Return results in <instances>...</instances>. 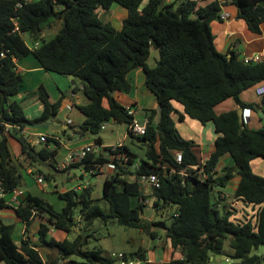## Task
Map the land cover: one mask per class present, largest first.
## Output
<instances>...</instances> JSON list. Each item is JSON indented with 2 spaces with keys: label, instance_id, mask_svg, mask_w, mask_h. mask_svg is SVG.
<instances>
[{
  "label": "trees",
  "instance_id": "obj_1",
  "mask_svg": "<svg viewBox=\"0 0 264 264\" xmlns=\"http://www.w3.org/2000/svg\"><path fill=\"white\" fill-rule=\"evenodd\" d=\"M21 1V6L17 3ZM119 4L128 10L122 20L121 29L103 20L99 9L109 10ZM238 8L237 16L243 18L254 32L261 31L264 22V0H230ZM222 5L219 0H0V118L10 124L24 128L29 124L46 122L56 118L62 105L63 95L55 102L44 84L38 88L43 112L29 119L22 104L15 99L20 92L23 75L14 58L20 60L32 53L49 72L74 75L82 87L86 102L79 104L87 116L83 124L70 126L77 135L92 134L97 144L102 145L100 135L105 122H124L128 127L134 115L114 96L115 91L130 93L131 71L142 68L146 86L156 95L162 105V117L157 122V108H148V124L145 134L128 130L127 139L145 149V156L138 161L136 153L125 143L132 155V162H139V168L126 170L115 176L106 177L103 182V196L92 198L91 188L70 189L59 192L65 202L57 210L46 198L29 192L20 201L15 211L29 229L36 214L48 215L38 230L40 245L57 253L51 262L67 259L65 264H102L106 258L100 249H84L90 234H79L74 239L49 237L50 228L70 233L82 228L88 229L95 220L116 221L119 224L141 228L157 238L153 226L163 228L173 250L181 253L163 264H212L215 253L223 254L226 241L232 252L228 254L231 264H264L254 249L264 245V176L252 169L251 161L264 158V127L253 129L241 123L237 109L218 113L216 106L232 98L242 108L257 109L255 103L241 100L240 94L264 81V60L245 63L231 50L221 52L215 44L212 21L220 18ZM58 25L55 35L45 39L46 29ZM16 26L18 27L15 30ZM29 33L33 48L24 37ZM160 51L157 60L153 50ZM1 53H4L2 56ZM156 64L150 66L151 56ZM108 100V106L103 101ZM183 105L178 111L173 102ZM264 106V97H263ZM177 113V117L175 114ZM188 116L202 124L212 122L217 134L215 149L211 156L200 164L196 142L183 137L176 120ZM0 129V178L6 197L0 199V213L10 207L8 197L21 185V171L13 162L9 144L10 135ZM67 132V129L64 130ZM54 142V146H50ZM60 142L50 137L37 151L47 160L50 169L57 171L56 156ZM36 147L27 140L22 141L24 161L30 166L42 165L32 153ZM182 152L183 161L175 158V152ZM225 155L233 158L234 165L225 166L221 173L216 170ZM107 158L94 152L82 161L67 168L80 167L89 171ZM199 164L201 172L189 171L188 165ZM34 171L43 172L36 167ZM195 171V172H194ZM94 172L93 174H99ZM155 173L161 186L152 195H145L140 183L130 179L136 175ZM240 176L235 195L250 204L260 205L257 222H238L232 219L233 211L222 203L216 187L224 188L235 175ZM44 177L51 179V173ZM8 196V197H7ZM154 196L157 210L171 211L167 220L151 221L143 217L145 201ZM104 201L107 207H103ZM220 205V206H219ZM14 224H6L0 218V262L5 264H45L38 246L27 237L18 243L13 236ZM27 233V232H26ZM147 262L146 249L127 255Z\"/></svg>",
  "mask_w": 264,
  "mask_h": 264
},
{
  "label": "crops",
  "instance_id": "obj_2",
  "mask_svg": "<svg viewBox=\"0 0 264 264\" xmlns=\"http://www.w3.org/2000/svg\"><path fill=\"white\" fill-rule=\"evenodd\" d=\"M167 1L173 2L175 0H167ZM199 1L200 3L204 4L207 0H199ZM224 9L230 13V17L228 19H216L212 21L211 23L212 31L215 37L216 47L223 53H229L231 50H233L241 59L245 56H251L253 54H264V22L261 24V31L254 32L248 27L246 21L243 18H239L237 16L238 8L235 5L230 4V3L226 4L224 6ZM119 12L120 13L114 16V18H117L119 20V24L118 25L113 24L117 29H121L122 20L128 15V10L126 8ZM56 31H57V28L53 32H56ZM154 51L155 50H153V54H154ZM15 62H16V65L18 66V70L22 73L23 78H24L20 92L15 96V99L18 100L22 104L25 114L29 119L38 117L43 112V103L40 100L39 91H38V88L40 85L44 84V86L46 87V89L48 90L50 94V100L52 102L57 101L63 95H65V98L62 100V105L59 109L57 117L54 118L53 120H58L62 122L63 124L68 125V127L66 128L67 132L64 131L66 129L63 126H58L60 131H54L52 134H50L47 130H48V127L52 124H49L46 121V122L26 125L24 128H20V130H17L13 136L10 135L9 137V144H10L13 162L17 165V167L21 171V175H22V172H26L28 175H31V176L35 175L33 179H35L37 191H35L36 193L34 194H37V195H40L46 198L47 193L42 186L44 181L38 182L37 180L40 174L42 175L44 174L39 171H34V169L39 166H35V167L30 166L28 165V162L24 161V156L22 154V141L27 140L32 145H34L36 147V151H38L44 145H46L50 137L56 138L60 142L59 151L56 156L57 171L66 172L68 173V175H71L72 168H76V167H72L71 169L63 168V165L67 163L66 159L69 156V154L73 150L82 148L88 144L96 143V140H95V136H90L88 134L87 135H77L73 131H71L72 129L70 126H79L83 124L87 117L78 107L79 104L86 102V98L84 95L83 96L81 95L83 94L81 90H78V91L73 90L74 87H79V86L81 87V85L74 80V77L70 75L68 76L65 75L68 79H70L69 81L70 89H69V93H67L70 95V97H68L66 95V92L63 91V89L61 88L60 86L61 83L59 82V81L62 82V80L65 78L61 76L62 78H58V80H55L53 82V86H56V88L58 89L57 90L58 93H53L49 89V87L46 85V80L48 78L52 80L53 76H51L50 72L47 71L39 63V61L36 59V57L32 53H29L28 55L24 56L20 60L16 59ZM155 62H156V59H155ZM129 78L132 83L131 92L123 93L120 91H115L114 96L116 97V99H118L123 105L127 107L133 103H136L137 109L157 108L159 104L157 101V97L146 86V83H145L146 76H145L144 70L142 68H137L131 71L129 74ZM29 82L31 85H28ZM262 85H264V81L252 86L251 88L243 91L240 94L242 101L246 103H255L259 106L257 109L249 108L250 111L247 114L248 117L246 118V121L248 122V124H251L250 128H253V129H259L261 128V126H264V123L261 121L262 117H260L257 114V110L263 107L264 95L258 93V90L260 89ZM123 98L126 101H122ZM103 103L105 106H108L107 99H104ZM234 103L231 105V106H234L232 107V109H238L239 104L236 103V101ZM173 104L177 108L178 111L183 112L182 104L175 102V101L173 102ZM68 105H72V108L71 109L67 108ZM217 107L218 105L216 106V109ZM137 109L134 110L135 111L134 119L140 120L137 118V115H136ZM61 111L65 112L64 114L66 117L65 121L64 120L62 121L58 118V115ZM217 112L221 113L222 111H217ZM175 117H177V113L175 114ZM143 119L147 120L148 116L144 114ZM143 119H141L140 121L143 122L144 121ZM69 120H72V122H69ZM179 122L190 123V124H193L195 128H197V133H198L197 134L198 139L196 141L197 154L200 157V161L202 159L203 160L208 159L215 149L214 142L217 137V134L214 130L213 123L211 122V124H209L210 123L209 122L208 124L204 125L200 123L198 120L195 121V119H192L188 116H186L184 120H179ZM127 132H128V126H127ZM42 134H45L48 136L46 142H40L39 137ZM127 134L128 133H125V138H127ZM21 138H24V139H21ZM102 139H103L102 145L104 146L114 144V143H106L103 137ZM120 142H123V141H120ZM50 146H54V142H52L51 145H49L48 147ZM62 153L64 155H62ZM232 165H234L233 158L230 155H225L221 159L216 170L220 172L223 167L232 166ZM251 165H252V169L254 170V172L264 176V158L257 157L253 159L251 161ZM22 178L23 177H21L20 187L15 189V190L21 191V193L17 197L18 198L17 201L13 202L12 204H9L10 207L3 209L2 212L0 213L1 220L6 224H11L12 223L11 220H13V218L17 220H21L15 211V207H17L20 201L23 200L25 196L30 192L29 188H26L25 190L22 189L21 187L23 184ZM239 180H240V176L236 174L232 178V180H230V182L228 183L226 187L224 188L216 187L215 191L218 194L220 193L219 196H220L221 202L227 204V206H229V208L233 211L232 219L238 222H245L247 220H251L253 221V223H256L260 205L246 203L236 197L235 192H236V188H237ZM67 190L69 189H64L62 191H56V192L59 194V192H63ZM9 198L10 197H8V199ZM41 216L48 218L45 216V214H42ZM33 221L29 227L30 229H28L27 231H31V230L32 232L35 231V229H33V224H34ZM23 223L25 227L22 230L21 236L27 237L26 236L27 235L26 224L25 222ZM37 235H38V232H37ZM169 246L171 247L170 243H169ZM45 248L47 249V251H50L49 248L47 247ZM171 249H172L171 257L179 258L182 256L180 252L174 251L172 247ZM164 262L166 261L164 260ZM151 264H154V263L151 262Z\"/></svg>",
  "mask_w": 264,
  "mask_h": 264
},
{
  "label": "rangeland",
  "instance_id": "obj_3",
  "mask_svg": "<svg viewBox=\"0 0 264 264\" xmlns=\"http://www.w3.org/2000/svg\"><path fill=\"white\" fill-rule=\"evenodd\" d=\"M181 0H175V5L179 4ZM147 2V0L144 1V3ZM125 8L122 7L119 4H114L113 7L109 10L99 9L100 15L105 21H109L112 24H119V20L117 18H114L115 15L120 13L119 11L124 10ZM56 28H58V25L46 29L43 33L45 39H51L56 32H53ZM26 42L30 46L33 45V39L30 36V34H25ZM148 63L150 66H154L156 64L154 56L152 55ZM52 77V80L48 78L46 80V85L49 87V89L53 93H58V89L56 86H53V82L55 80H58V78H65L61 81H59L61 84V88L63 91L66 92V95L70 97L69 94V81L65 75L59 74V73H53L50 72ZM62 76V77H61ZM28 85H31L30 82ZM252 90V89H250ZM251 92V91H250ZM83 96V94H81ZM66 96V97H67ZM122 101H126L124 98ZM234 99L230 98L221 104L218 105L217 111H227L232 109L231 106L234 103ZM235 104V103H234ZM132 109H137V104L133 103ZM147 109L148 108H141L137 109V118L143 119L144 114L147 115ZM65 112L61 111L58 115V118L60 120H66ZM257 114L262 117V122L264 123V106L257 110ZM139 120V121H140ZM144 120V119H143ZM58 121V120H57ZM196 121V120H195ZM142 122V121H141ZM177 126L179 128V131L183 135V137L187 139H192L195 142L197 141V128L193 124L190 123H182L179 122V120H176ZM208 124V123H207ZM211 124V122L209 123ZM247 126L251 127V124H248L246 121ZM127 124L124 122H115L110 121L107 122V127L103 129L100 133V135L104 138V141L106 143H118L120 141H123L127 143L131 149L136 153L135 159H140L141 157L145 156V149L140 148L134 144H132L127 138H125V133H127ZM264 126H261V128ZM260 129V128H259ZM50 134H52L54 131H60L59 127L54 125H50L47 130ZM90 136H94L92 134H88ZM196 149V148H195ZM62 155H64L62 153ZM63 157V156H61ZM38 168H41L45 173H51L53 174L51 179H45L42 186L46 191V199L53 204V206L57 210H61L64 206V201L61 200L58 197V193L56 191H62L64 189H75L78 187H90L91 188V195L92 198L100 199L103 196V182L106 178L105 173H99V174H92L91 172H88L86 170L81 169L80 167L72 168L71 175H68L66 172L62 171H54L50 168L44 166V165H38ZM35 175H28L26 172H22V189L29 188L30 192L36 193L37 186L35 183L34 178ZM131 179V178H130ZM65 192V191H63ZM152 190L149 191L148 194H151ZM153 200L151 199L149 202H146L147 206L144 208L143 217L146 219H149L151 221H158V220H167L169 221V214L171 211L166 208H161L157 210L155 206L153 205ZM103 207H107L106 203L104 201L101 202ZM46 217L48 215L45 214ZM48 218L42 217L40 214H36L34 221H33V229H35L34 232L27 231V237H30V239L38 246V249L40 253L42 254L43 258L46 261H50L52 258H55L57 256V253L51 249L50 251H47V249L44 246L40 245V241L37 235V232L40 227L41 222L47 223ZM12 223H14V232L13 236L14 239L20 243V239L22 238V230L25 227L24 223L21 220L14 219L11 220ZM82 228H75L70 233H66L61 230L55 229L53 226L50 228L49 237H55L58 239H61L62 237H68L69 239H74L79 234H90L88 236V243L84 246V249H100L102 251L103 255H108L113 252L115 253H124L126 255H130L139 249L145 250L147 253V257L150 259V262H153L154 264H162L165 261L169 260L170 258H177V257H171V247L169 246V240L166 236V233L164 232L163 228L158 229L156 226L152 227V230L157 231L158 237L152 238L151 234L146 232L145 230L141 228H135V227H129L122 224H119L116 221H108L104 222L103 220L97 219L94 221V223L87 229L85 227V223L82 222L81 224ZM30 229V228H29ZM177 251V250H174ZM225 252L223 254L215 253L211 257L212 264H231L232 259L228 257V254L232 252V249L229 247L228 240L226 241L225 246ZM179 252V251H178ZM254 254H258L263 262L264 257V245L259 246L258 249H254L252 251ZM0 264H5L4 262H0Z\"/></svg>",
  "mask_w": 264,
  "mask_h": 264
},
{
  "label": "built area",
  "instance_id": "obj_4",
  "mask_svg": "<svg viewBox=\"0 0 264 264\" xmlns=\"http://www.w3.org/2000/svg\"><path fill=\"white\" fill-rule=\"evenodd\" d=\"M25 1H32V0H25ZM219 1L222 5V11L220 12V18L228 19L230 17V13L224 9V6L226 4H229L230 0H219ZM21 4H22L21 1L17 3L18 6H21ZM17 29L18 27L16 26L15 30ZM37 45L38 43H36L33 46V48H35ZM1 55L3 56L4 53H1ZM242 59L245 63L259 62V61L264 60V54H253L251 56H245ZM14 61H16V58H14ZM258 93L264 95V85L260 87V89L258 90ZM67 108L71 109L72 105H68ZM249 111H250L249 108H244L245 121H246V118L248 117L247 114ZM128 112L129 114H132V115L135 114V111L130 107L128 108ZM69 122H72V120H69ZM147 124H148V119L144 120L143 122L137 119H134L133 123L128 127V130H130L131 132L135 134H139V135L145 134ZM106 126H107V122H105L102 125L101 129L102 130L105 129ZM0 129L2 130L3 134L9 135L10 133L14 131V129H20V127L17 124H10L0 118ZM47 137L48 136L45 134L40 135L39 137L40 142H46ZM124 147H125V142H118L116 144H111L108 146L100 145L97 143L88 144L82 148L73 150L67 157L66 159L67 163L63 165V168H67V166L71 164H75V163L82 161L89 153H92V152L98 155H102L104 158H107V161L105 163H101L97 167L91 168L88 171V172H91L92 174L94 172H100V173H105L106 177H111V176H115L119 172H122V166L123 168L125 167L126 170L128 169L135 170L139 168V165H140L139 162H132V158H133L132 155H130L125 149L120 151V149H123ZM175 158L178 162L181 163L183 161L182 152L176 151ZM204 161L205 160L202 159L200 161V164H203ZM187 168H189L190 170L187 171L184 169L181 172L188 175V174H191V171L195 170V171L201 172L204 176H206V173L204 172V168L199 164L188 165ZM44 179L45 177L42 174H40L37 178L38 182H43ZM131 179L137 180L140 183L145 195H152L154 193V190L161 186V181L158 175L155 173H150V174L144 173V174H141L139 178H136V175H134V176H131ZM80 189L81 187L75 188V190H80ZM150 190H152V193L148 194ZM20 193L21 191L14 190L12 193V196L9 199H7L6 201L7 204H12L13 202L17 201L18 199L17 197ZM5 197H6V191H5L2 179L0 178V199L5 198ZM151 199H154V196H150L144 201L146 203V202H149ZM23 237L25 239L27 238L25 236ZM104 257L106 258V260L102 264H141L142 263L141 260L132 259L124 253L113 252L111 254L104 255ZM67 261H68L67 259H62V258L58 259L56 262H51V260L46 261L44 259L45 264H65ZM146 261L150 262L149 258Z\"/></svg>",
  "mask_w": 264,
  "mask_h": 264
},
{
  "label": "water",
  "instance_id": "obj_5",
  "mask_svg": "<svg viewBox=\"0 0 264 264\" xmlns=\"http://www.w3.org/2000/svg\"><path fill=\"white\" fill-rule=\"evenodd\" d=\"M154 55L157 58V60H160V51L158 49H156L154 51ZM70 76L74 77L73 74H71ZM157 109H158V113H157L156 120H157V122H159L161 120V117H162V105L158 104ZM237 111H238V114H239L240 122L241 123H246L245 118H244V108H242L240 105H238ZM47 122L49 124L54 125V126H63L65 129L68 127V125L63 124L60 121L53 120L52 118L48 119ZM21 139H24V138H21ZM32 153L37 157V159L39 160V162L41 164H43L46 167H51L50 163L48 161H46L45 159H43L40 155H38L36 150H32Z\"/></svg>",
  "mask_w": 264,
  "mask_h": 264
}]
</instances>
